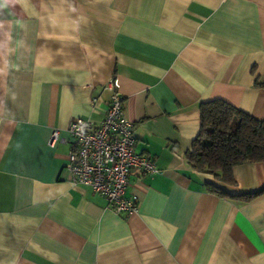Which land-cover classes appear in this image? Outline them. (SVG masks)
<instances>
[{
    "label": "crops",
    "instance_id": "0c3cea01",
    "mask_svg": "<svg viewBox=\"0 0 264 264\" xmlns=\"http://www.w3.org/2000/svg\"><path fill=\"white\" fill-rule=\"evenodd\" d=\"M113 76L158 168L129 175L128 216L64 167ZM213 99L264 119V0H0V264H264V192L205 186L259 192L264 161L228 185L185 159Z\"/></svg>",
    "mask_w": 264,
    "mask_h": 264
},
{
    "label": "built area",
    "instance_id": "2783aa9c",
    "mask_svg": "<svg viewBox=\"0 0 264 264\" xmlns=\"http://www.w3.org/2000/svg\"><path fill=\"white\" fill-rule=\"evenodd\" d=\"M119 88L114 76L103 84L108 102L98 122L80 117L69 122V150L64 167L69 182L89 186L106 199L114 212L128 216L137 207L136 198L125 195L129 175L154 174L158 168L149 156L136 149L133 121L125 114ZM95 101L92 98V105ZM57 137L55 129L48 143L52 145Z\"/></svg>",
    "mask_w": 264,
    "mask_h": 264
},
{
    "label": "trees",
    "instance_id": "16d2710c",
    "mask_svg": "<svg viewBox=\"0 0 264 264\" xmlns=\"http://www.w3.org/2000/svg\"><path fill=\"white\" fill-rule=\"evenodd\" d=\"M199 131L185 152L188 166L211 173L232 185V168L244 162L264 161V119H256L222 99L199 104ZM207 190L218 196L239 201L251 200L264 192L232 195L213 184Z\"/></svg>",
    "mask_w": 264,
    "mask_h": 264
}]
</instances>
